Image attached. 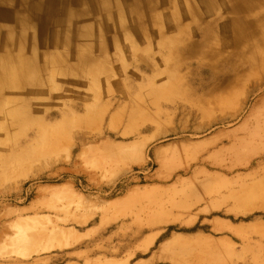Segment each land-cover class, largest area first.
Listing matches in <instances>:
<instances>
[{
    "label": "rangeland",
    "instance_id": "obj_1",
    "mask_svg": "<svg viewBox=\"0 0 264 264\" xmlns=\"http://www.w3.org/2000/svg\"><path fill=\"white\" fill-rule=\"evenodd\" d=\"M62 1L43 26L0 0V264H264V64L235 87L232 46L166 41L225 3L196 22L186 0L139 2L136 30L123 0Z\"/></svg>",
    "mask_w": 264,
    "mask_h": 264
},
{
    "label": "bare ground",
    "instance_id": "obj_2",
    "mask_svg": "<svg viewBox=\"0 0 264 264\" xmlns=\"http://www.w3.org/2000/svg\"><path fill=\"white\" fill-rule=\"evenodd\" d=\"M126 4H132L131 10L134 9L137 23L134 27L136 30L140 29L141 21L143 19V12L138 8L139 2H144L148 5V8L151 11L155 10L156 1L154 0H123ZM187 1V11L189 13V18L191 21L199 22L205 16V14L212 13L215 14V19H222V13H220L215 8V4L219 1L225 3V9L232 13L230 18L220 21L214 26L213 24L207 25L206 29L201 31L200 39H191L189 30H186L185 26H180L179 33L174 36L167 38V42L171 46H176L183 44L185 49L191 51L193 56L204 61L203 58L199 57V49L207 47L212 51V54L215 52L212 50V44L215 41L221 47L232 46L234 48L233 56L237 57L244 65L245 68L241 72H236L234 78L235 87H242L247 82V77L258 68L259 62L261 65L264 64V0H186ZM20 9L31 11L38 18L43 26H46L49 21L57 22L59 18L56 13H59L64 9L62 0H19ZM26 5L28 7H26ZM258 11H255L257 9ZM263 9V10H262ZM56 11V13H55ZM5 16L15 18L17 15L8 11ZM156 12L153 13V18L156 19ZM1 33V32H0ZM28 34V32H27ZM41 34V33H40ZM37 35V34H36ZM40 44V43H39ZM133 60L138 63L140 62L145 66V68L151 67V64L148 62L146 52L143 54H137L133 49ZM145 55V56H144ZM162 60L164 61V68L158 70L159 74H166L172 80L177 78V71L175 67L170 64V59L167 54H162ZM201 63V62H200ZM209 64V63H208ZM23 65V62H22ZM204 65V64H203ZM212 70L214 67L212 64L207 66ZM92 82L93 85L96 82L95 69L91 70ZM5 83H0V86ZM264 85V77L261 78L255 85L253 91H260ZM233 92V91H232ZM231 90L228 91L225 95H216L211 96L209 99L201 102L199 104L198 112L201 114H209L217 108H224L229 103V98L231 97ZM251 92H245L244 100L241 103V108L245 106L247 98L251 95ZM95 94V93H94ZM5 102V101H3ZM2 102V104H3ZM92 103H90L91 108ZM0 112H5L6 115L11 116L13 121V115L10 111L0 109ZM2 127V126H0ZM133 128H128L131 130ZM125 131V133H128ZM129 132L137 133V130H131ZM188 168L184 170L187 172Z\"/></svg>",
    "mask_w": 264,
    "mask_h": 264
}]
</instances>
